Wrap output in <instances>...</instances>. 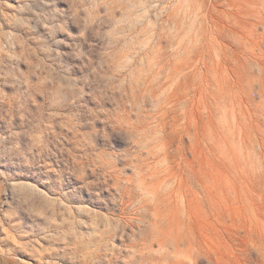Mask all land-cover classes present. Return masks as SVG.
<instances>
[{"label": "rangeland", "instance_id": "374dc122", "mask_svg": "<svg viewBox=\"0 0 264 264\" xmlns=\"http://www.w3.org/2000/svg\"><path fill=\"white\" fill-rule=\"evenodd\" d=\"M0 264H264V0H0Z\"/></svg>", "mask_w": 264, "mask_h": 264}]
</instances>
